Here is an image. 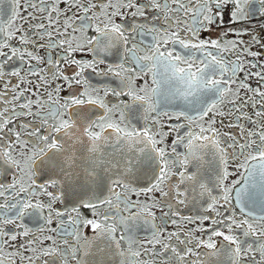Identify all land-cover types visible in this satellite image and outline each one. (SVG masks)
<instances>
[{
	"label": "flooded vegetation",
	"instance_id": "1",
	"mask_svg": "<svg viewBox=\"0 0 264 264\" xmlns=\"http://www.w3.org/2000/svg\"><path fill=\"white\" fill-rule=\"evenodd\" d=\"M264 0H0V264H264Z\"/></svg>",
	"mask_w": 264,
	"mask_h": 264
},
{
	"label": "water",
	"instance_id": "2",
	"mask_svg": "<svg viewBox=\"0 0 264 264\" xmlns=\"http://www.w3.org/2000/svg\"><path fill=\"white\" fill-rule=\"evenodd\" d=\"M251 170L242 186L243 195H250L246 202L256 215L264 216V163L261 166L250 167Z\"/></svg>",
	"mask_w": 264,
	"mask_h": 264
}]
</instances>
